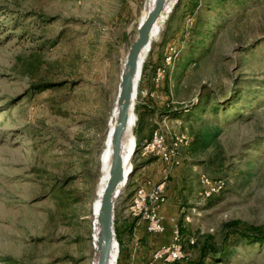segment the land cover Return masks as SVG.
Masks as SVG:
<instances>
[{
	"label": "rangeland",
	"instance_id": "obj_1",
	"mask_svg": "<svg viewBox=\"0 0 264 264\" xmlns=\"http://www.w3.org/2000/svg\"><path fill=\"white\" fill-rule=\"evenodd\" d=\"M177 2L152 43L135 100L142 109L152 107L147 119L169 140L185 135L189 143L180 146L179 165L135 146L130 186L126 182L116 198L115 218L120 224L134 220L127 206L139 185L165 183L168 227L165 236L157 235L156 247L155 238L139 225L135 257L170 240L171 220L181 225L184 245L194 258L208 237L220 243L228 221L264 226V145L245 146L264 136V105L253 107L250 117L221 134L219 169L195 162L214 157L216 147L194 151L184 115L195 103L226 99L238 87L255 89L253 79L264 78V0H248L244 10L232 13L205 56L188 63L176 62V47L168 45L170 36H163ZM146 3L0 0V257L24 264H92V204L107 121ZM193 21L188 15L173 23L180 32L171 41L181 51L189 43L184 33ZM203 173L223 176L224 191L204 198ZM189 213L191 221H186ZM126 244L129 250L131 243ZM226 264H264V245L238 248Z\"/></svg>",
	"mask_w": 264,
	"mask_h": 264
},
{
	"label": "trees",
	"instance_id": "obj_2",
	"mask_svg": "<svg viewBox=\"0 0 264 264\" xmlns=\"http://www.w3.org/2000/svg\"><path fill=\"white\" fill-rule=\"evenodd\" d=\"M247 3L248 0H178L163 33L164 38L170 36L168 45L176 47V52L173 53L175 60L177 59L176 62L184 61L188 63L190 60L198 61L201 57L205 56L209 50L210 44L215 39L216 34L218 33L223 22L227 20V18H229L230 15L235 11L244 10V5ZM180 8H182V10L180 14H178ZM188 15L193 16L194 21L187 27V31L184 33L185 37L189 36V43L187 44V47L181 51L179 44L175 41H171V38H174L176 36L175 34L180 32L179 29H173V23L177 18L183 19ZM260 44L261 46H264V40ZM245 50H247V54L251 52V50L247 47ZM180 52H182V55L178 57ZM160 56L161 55L158 56L159 60L157 59L155 62V68H157L160 64ZM181 67H184V65ZM253 80L257 82L256 86L254 87L255 89L244 90L246 87H238L236 92L226 99H215L214 101L206 100V102L201 101L195 103L192 108L185 109L186 112L184 111V115L187 114V118L190 120L191 135L193 137L192 146L194 151H205L211 146L216 147L214 157L207 160H197L195 162H202L208 167L217 166V169H219V166L216 164L221 159L220 154L222 153V149H220L221 145L219 140L221 134L234 124L250 117V113L248 111H252L253 107L257 105H264V78H256ZM45 86L46 89L54 87L55 85ZM151 108L152 107L150 105L144 109H142L141 106H138V104L135 105L136 124L134 128V134L137 142L136 146L138 147L142 145L145 139L151 137L154 131L158 130L156 129L157 127L153 126L147 119L148 113L152 112ZM208 109L209 115L207 116L205 114L206 110ZM159 110L163 111L164 109L159 108ZM190 111L192 114L189 113ZM182 113L183 111H176L173 114ZM260 142L264 145L263 135L245 142V146L254 148L256 146H260ZM221 166V168L225 167L227 170H231L232 168V166L229 164L226 166L222 165L221 163ZM214 171L220 172L219 170L215 169ZM129 182L130 181L127 182V185L129 184L128 186H130ZM115 224L120 248L118 264H122L121 261L126 242L131 243V247H129V250H127V258L130 262L132 246L134 248L135 241H138V239H135V237L132 235V231L135 229V227H138L137 220L134 218V220L128 221L125 227L120 228L118 226V219L116 217ZM224 226L225 230L220 243L214 244L211 242V240L214 238L212 236L208 237V241L200 246L199 253L195 258L190 256L183 260H176L170 263L159 262L157 264H226L228 259H231L233 252L238 248L252 246L253 244L264 245V226L249 225L240 220L228 221L224 224ZM143 228L147 232L145 226ZM167 231L168 230L162 234L149 233L152 239L155 238L154 241L156 240V247H158L160 244L158 243L159 237L157 235L163 237L166 235ZM169 241L170 240H166V243ZM194 244H196V242ZM153 252L154 250H152L151 253H149V255L146 257L145 264H147ZM0 263L24 264L12 257H0Z\"/></svg>",
	"mask_w": 264,
	"mask_h": 264
},
{
	"label": "water",
	"instance_id": "obj_3",
	"mask_svg": "<svg viewBox=\"0 0 264 264\" xmlns=\"http://www.w3.org/2000/svg\"><path fill=\"white\" fill-rule=\"evenodd\" d=\"M167 2L168 0H156L145 21L138 26V35L132 42L126 57V68L122 74L118 97L119 112L112 134L110 178L104 189L97 217L99 227L97 264H111L113 247L115 243L119 244L115 227V201L121 191L120 185L127 181L124 179V174L129 166L123 159L122 143L131 119L136 123L135 99L138 79L142 73L140 56L142 51L150 45V34L162 11L166 8ZM133 136L135 138L134 130Z\"/></svg>",
	"mask_w": 264,
	"mask_h": 264
},
{
	"label": "built area",
	"instance_id": "obj_4",
	"mask_svg": "<svg viewBox=\"0 0 264 264\" xmlns=\"http://www.w3.org/2000/svg\"><path fill=\"white\" fill-rule=\"evenodd\" d=\"M188 143L189 140L185 135H175L169 140L158 129L153 132L151 137L143 141L141 148H143L144 154L154 155L164 163L179 165L182 159L179 153L180 146ZM132 166H135L134 163ZM200 182L202 186L201 194L204 198H209L222 192L227 184L225 178L212 177L206 173L201 174ZM164 184L153 186L139 185L127 206L130 216L137 219V225H144L150 234H162L167 230V219L162 213V207L167 201L162 189ZM185 219L186 221H191V214H186ZM171 225L172 236L170 241L156 249L147 264L170 263L189 257L184 245L181 225L175 220H171ZM195 242L194 237H189L190 244Z\"/></svg>",
	"mask_w": 264,
	"mask_h": 264
},
{
	"label": "bare ground",
	"instance_id": "obj_5",
	"mask_svg": "<svg viewBox=\"0 0 264 264\" xmlns=\"http://www.w3.org/2000/svg\"><path fill=\"white\" fill-rule=\"evenodd\" d=\"M155 2L156 0H147L145 9L142 12V15L140 17L139 25H141L145 21L148 14L153 9ZM176 2L177 0H168L166 8L162 11L161 16L158 18L157 22L155 23L152 29V32L150 34V45H148L142 51L141 56H140V63H141L142 68L145 63L148 53L152 49L153 41L157 40L159 36L161 35L163 25L166 22V19L168 18V16L170 15L171 11L173 10V7ZM125 68H126V59H125V63L122 64L120 82H121L122 74ZM139 79H138V82H139ZM120 82H119V91H120ZM119 91H118V96L110 112L109 119L107 121V131H106V136H105V141H104V147L102 149L101 156H100L101 176H100L99 183H98L97 196L92 204V247L95 252V256H94L92 264H97V261H98L97 245H98L99 227H98L97 217H98V213H99L100 206H101V198H102L104 189L107 185V182L110 178V169H111V164H112V134H113L114 126L116 123V118L119 112V106H118ZM135 124L136 123L133 122V119H131V121L128 124V129L126 131V134L124 136L123 143H122L123 159H124V162L127 165H129L128 168L125 170V174H124V179L127 180L126 182H128L131 174L134 171V167L132 166L133 165L132 159H133V154H134L133 152H135V148H136L135 147L136 140L133 136V128ZM125 184L126 183H122L120 185V189H122V187ZM118 255H119V244L115 243L113 250H112L111 264H117V260L119 257Z\"/></svg>",
	"mask_w": 264,
	"mask_h": 264
},
{
	"label": "crops",
	"instance_id": "obj_6",
	"mask_svg": "<svg viewBox=\"0 0 264 264\" xmlns=\"http://www.w3.org/2000/svg\"><path fill=\"white\" fill-rule=\"evenodd\" d=\"M167 198V197H166ZM166 208H167V205H166V203L163 205V207H162V213L164 214V215H166L167 214V210H166ZM121 210H119V212H120ZM118 219H119V217H118ZM128 223V222H127ZM127 223L126 222H123V224H120V223H118V226L120 227V228H123V227H125L126 225H127ZM137 226H139V225H137ZM140 226H143V225H140ZM142 230V228L141 227H135V229L132 231L133 232V234L135 235L134 237H135V239H139V236L137 235V232L139 233L140 231ZM136 232V233H135ZM132 234V235H133ZM140 234V233H139ZM151 242H152V240H151ZM135 243L138 245V241H135ZM135 244V245H136ZM125 246H126V244H125ZM131 246V244H129V247ZM135 248H137V246H134ZM185 247H186V249H189L188 247L189 246H187V244H185ZM131 249V248H130ZM188 253H189V257L191 256L192 257V253L191 252H189L188 251ZM135 254H136V252H133V250L131 249V259H130V262L128 261V258H127V249H124V254H123V257H122V264H145L146 262H145V260H146V257L149 255V253L148 254H146V255H144V254H142V255H139V257L137 256V257H135ZM193 257H194V252H193ZM145 258V259H144ZM125 260H126V262H125ZM141 260V261H140ZM164 263V262H163Z\"/></svg>",
	"mask_w": 264,
	"mask_h": 264
}]
</instances>
